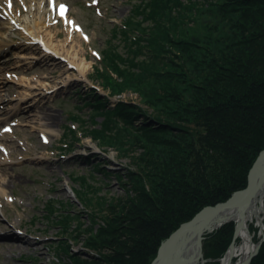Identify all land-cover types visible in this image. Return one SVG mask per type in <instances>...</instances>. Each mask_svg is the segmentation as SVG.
<instances>
[{
    "label": "trees",
    "instance_id": "obj_1",
    "mask_svg": "<svg viewBox=\"0 0 264 264\" xmlns=\"http://www.w3.org/2000/svg\"><path fill=\"white\" fill-rule=\"evenodd\" d=\"M199 3L138 0L121 24L110 29L92 77L111 94L133 89L146 108L127 102L112 108L96 94L83 102L102 115L100 122L90 117V122L100 124L98 128H89L79 116L71 118L83 121L93 138L120 151L143 147L146 158H134L136 170L128 179L136 190L129 200L114 198L113 203L100 204L92 216L96 221L106 209L102 223L84 243L91 255L73 254L68 246V261L50 264H150L162 241L182 222L246 186L248 171L264 148V0ZM193 5L204 8L194 11ZM200 15L206 16V24L198 22ZM113 38L125 41L124 52ZM146 52L150 54L143 58ZM190 88L187 98L196 99V91L201 93L202 99L195 101L200 113L194 105L192 114L181 115L184 126H180L174 117L186 109L179 100ZM200 117L206 125H199ZM175 129L190 137L181 141L187 147L181 154L190 159L188 163L181 160L179 138L175 142L167 136ZM150 149L164 160L152 159ZM86 179L78 178L80 187L87 188L79 191L89 202L88 193L97 187ZM63 220L69 218L63 215L60 223ZM230 226L206 237V248L212 245L214 251L206 258L218 257L228 246ZM250 264H264V243Z\"/></svg>",
    "mask_w": 264,
    "mask_h": 264
},
{
    "label": "rangeland",
    "instance_id": "obj_2",
    "mask_svg": "<svg viewBox=\"0 0 264 264\" xmlns=\"http://www.w3.org/2000/svg\"><path fill=\"white\" fill-rule=\"evenodd\" d=\"M136 1L138 0H43L41 18L36 19V22L41 21L39 24L41 30L47 28L50 32H55L57 34L55 39L62 41L69 29L68 20L79 25L80 30L76 27L71 29L74 40L78 44L80 57L85 58V61L89 63L86 77L83 78L75 66L68 64L62 58H50V60L46 58L42 60V63L33 62L30 65L25 64L26 60L20 61L18 58L20 54H27L28 57L32 56L31 54L41 56L42 46L33 43L27 34H22L19 30H7L0 26V47L9 45L8 51L0 55V95L6 101L4 105H0V182L4 183V193H0V264H50L52 261H68L66 254L68 246L73 254L91 255L92 252L84 247V243L94 235L96 231L94 228L102 223L100 217L106 210L103 208L98 215L100 217L95 219L96 221L92 220V216L99 212L100 204H103V207L113 203L111 201L114 198L128 201L130 194L136 190L133 188L134 181L128 179V175L132 170H136L134 158L139 155L142 156L141 158H146L144 148L135 147L130 148L132 150L128 152L120 151L112 145L93 138L90 132L88 133L87 126L82 124L83 121L71 118L72 115L79 116L87 120L89 128H98L100 124L90 122V117L94 116V119L100 122L103 119L102 115L95 113L91 106L83 102L84 98L92 100L96 94L103 97L104 102L112 108L119 102L146 108L147 104L141 103V96L133 89H124L120 94H111L108 88L105 89L104 84L98 82L99 79L92 77L94 67L100 66L99 57L110 37V29L115 24H121ZM196 2L206 4V0H194V3ZM30 3L32 4V1L11 0L9 5L0 0V21L7 24L9 13L12 16L17 15L18 22L22 23ZM33 4L34 10H37L35 8L37 4ZM58 5L66 7V19L57 16ZM199 6L193 5L192 10L198 11L201 7ZM197 20L201 24H206L205 15L198 16ZM210 23L215 22L211 20ZM113 42L117 44L118 50L124 52L125 41L113 38ZM28 43L31 48L24 49L22 46H27ZM130 47L134 48L135 45L130 44ZM149 54L146 52L141 56L144 58ZM188 72H191L190 68ZM68 76L71 80L66 83L64 80L66 81ZM24 77L32 79V88H38L28 92L32 95L30 100L20 101L25 95V87H21L18 81ZM37 83L42 84L44 88ZM199 86L205 85L199 83ZM189 90L192 88L181 93L182 97L179 100L181 104L186 103V109L178 112V115L174 117L180 126H184L181 115L192 114L194 105L198 107L195 101L202 99L201 93L197 91L193 95L196 99L185 97ZM197 112L199 116V107ZM46 114L53 116L54 120L51 124L47 123ZM164 115L162 113V116ZM191 117L193 118L192 115ZM197 120L200 121L201 117ZM44 123L50 125L51 130L45 128ZM206 124L207 122L204 121L199 123L201 126ZM6 126L10 127V130ZM69 128L74 129L75 133L70 132ZM179 131L180 129H175L165 134L173 138L175 142V139L179 138L176 145L183 149L179 152L181 154L187 147L184 144L182 146L181 141L184 136L180 135ZM186 134L189 135L187 130ZM184 140H190V137L186 136ZM159 148L172 150L165 146ZM150 151L152 159H159L158 162L164 160L157 158L162 155L161 153L153 149ZM175 154L177 155L176 150ZM180 157L183 162H190L184 154ZM252 166L247 174L246 186ZM78 178H87L88 184L97 187L88 193L89 202L79 191L82 189L86 191L87 188L80 187L82 182ZM48 205H51L53 209H48ZM261 214L264 218L263 210ZM57 215L60 221L63 215H66L69 220H63V223H60ZM227 224H231L229 228L232 231L231 241L228 242L227 247L241 244L242 239L237 235V222L233 220L226 221L209 232H204L200 241L202 264L220 262L227 247L218 257L211 258L214 252L212 245L206 248L208 243L205 241L213 235V232L223 229ZM248 224L251 242L255 247L259 244L254 255L256 256L264 243V219L259 224L253 220ZM4 225L9 229L3 230ZM17 229L28 231L29 235L20 234ZM15 233L17 237L20 234L19 238L24 237L26 240L21 239L18 243L17 240H13L14 243L11 242L12 239L8 236H13ZM208 242L212 241L208 240ZM206 254L212 256L206 258Z\"/></svg>",
    "mask_w": 264,
    "mask_h": 264
},
{
    "label": "bare ground",
    "instance_id": "obj_3",
    "mask_svg": "<svg viewBox=\"0 0 264 264\" xmlns=\"http://www.w3.org/2000/svg\"><path fill=\"white\" fill-rule=\"evenodd\" d=\"M3 1L9 5L11 3V0ZM29 1H32V4H29L27 15L24 17V21L22 23L18 22L16 18L17 15L12 16L9 13V22L7 24L3 21H0L1 28L5 27L7 30H19L22 34H27L33 43L40 42V44L43 46V51L40 52L42 53L41 56L38 54H31L32 56L28 57L26 56L27 54H20L18 57L20 61L26 60L25 64L30 65L33 62L42 63V60H45L46 58L49 60L50 58H62L65 59L68 64L75 66L82 78L86 77V69L88 68L89 63L85 61V58L80 57L79 55L77 46L78 44H76L74 40L71 29L73 26H75V23L71 20H68L69 29H67V35L65 39L62 41L56 40L55 37L57 34L55 32H50V30L47 28L41 30V27L39 26L41 21L36 22V19L41 18L40 16L43 0ZM33 3L37 4V6L35 5L37 10H34V7L32 6L34 5ZM60 6H58L57 9L60 8ZM64 19H66V15H64ZM43 31L45 32L44 34L42 33ZM8 47L9 45L0 47V54L6 53L8 51ZM22 47H24V49L31 48L29 43L27 46ZM8 63L9 62H7V64ZM70 80L71 78L68 76V79L66 81L64 80V82L68 83ZM18 82L21 87H25V95L21 97L20 101L30 100L32 95H30L28 92H30L32 89H37L38 87L32 88V79L29 77L21 78ZM38 85H41V87L44 88L42 84ZM5 103L6 101H4L3 97L0 95V105H4ZM46 118L48 124H51V122L54 120L53 116L48 114H46ZM48 124L44 123V126L45 128H49L51 130V127ZM248 192V196L242 201L235 202L228 207L217 211L213 215L202 217L197 223H195L194 226L184 233L175 245L169 264H202V253L200 251V241L202 234L206 231L209 232L214 228H217L220 224L229 220L237 222V235L242 239V242L240 245L233 244L227 247L225 254L220 258V262L218 264H246L245 262L247 258L255 248L254 243L250 240L251 234L248 229V223L253 220L259 224L264 219L261 214L262 210L264 212V158L258 162L255 171L253 172L251 177V187ZM0 193H4L3 182H0ZM2 228L3 230L9 229L6 225L2 226ZM11 242H13V240ZM16 242L18 243L20 240H17ZM17 247L20 248L21 246ZM161 261L162 259L157 260L156 264H159Z\"/></svg>",
    "mask_w": 264,
    "mask_h": 264
},
{
    "label": "water",
    "instance_id": "obj_4",
    "mask_svg": "<svg viewBox=\"0 0 264 264\" xmlns=\"http://www.w3.org/2000/svg\"><path fill=\"white\" fill-rule=\"evenodd\" d=\"M262 158H264V149L260 152L255 164L252 166L248 176V185L244 189L234 192L224 202H220L214 206H205L198 213H196L190 220L181 223L177 229H175L165 240L162 241L158 249L157 255L152 260L151 264H156V261L159 259H162V261L159 264H169L177 241L184 233H186L192 226H194L195 223H197L202 217L213 215L217 211L224 209L235 202L242 201L245 197H247L249 193L248 191L251 187V177L253 175V172L255 171L258 162L262 160ZM258 247L259 244H257L255 249H253L252 253L247 258L245 262L246 264H249L251 257H253L256 254Z\"/></svg>",
    "mask_w": 264,
    "mask_h": 264
},
{
    "label": "snow or ice",
    "instance_id": "obj_5",
    "mask_svg": "<svg viewBox=\"0 0 264 264\" xmlns=\"http://www.w3.org/2000/svg\"><path fill=\"white\" fill-rule=\"evenodd\" d=\"M60 8H61L60 15H63L64 14V5H61Z\"/></svg>",
    "mask_w": 264,
    "mask_h": 264
}]
</instances>
